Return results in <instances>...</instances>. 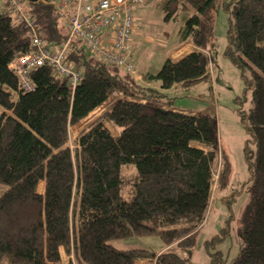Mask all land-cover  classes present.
<instances>
[{
	"label": "trees",
	"instance_id": "obj_1",
	"mask_svg": "<svg viewBox=\"0 0 264 264\" xmlns=\"http://www.w3.org/2000/svg\"><path fill=\"white\" fill-rule=\"evenodd\" d=\"M216 3L167 0L161 6L165 22L181 14L178 41L196 49L176 61L166 58L159 71L144 76L160 89L86 56L81 41L72 40L64 64L82 71L73 92L48 64L29 74L33 88L22 92L11 64L32 51L31 36L13 14L0 12V185L7 187L0 195V264H188L210 202L215 164L223 165L219 188H225L231 168L213 120L171 110L164 91L208 77ZM220 5L229 23L225 56L249 73L243 77L251 95V108L240 113L248 136L249 199L237 230L243 247L232 264H264V0ZM27 6L44 47L63 48L67 29L55 1L32 0ZM115 93L101 116L70 136L72 126ZM127 165L135 168L133 184L122 178ZM126 184L129 200L122 192ZM179 222L184 225L170 227ZM143 235L160 236L166 249L155 254L110 244ZM60 249L72 260L64 263ZM211 261L222 263L215 254Z\"/></svg>",
	"mask_w": 264,
	"mask_h": 264
},
{
	"label": "rangeland",
	"instance_id": "obj_2",
	"mask_svg": "<svg viewBox=\"0 0 264 264\" xmlns=\"http://www.w3.org/2000/svg\"><path fill=\"white\" fill-rule=\"evenodd\" d=\"M159 2L161 5L163 0H159ZM213 17V47L208 50V77L193 86L182 85L172 88L166 94L167 101L171 102V108L192 116L208 115L213 120L219 146L227 156L231 168L230 178L225 188H219V175L223 165L220 161L215 164L210 202L202 223L195 233L194 247L190 255L187 256L188 264H209L213 261H211L213 254L222 260L221 264H232L236 260L243 247L239 232H237L240 225L239 220L249 199L248 164H246L244 152L248 136L244 122L240 118L241 112L247 113L251 108V95L249 91H246L245 81V78L248 79L249 73L243 72L240 67L235 66L225 56L226 35L229 26L226 13L222 8L216 6ZM136 18L138 21L135 20L134 29L137 30L132 35L131 45L132 51L137 55V63L149 66L151 71H159L166 58L179 47L177 33L183 22L181 14L177 21L165 22L162 9L156 3H150L140 9ZM90 54L86 49V56L89 57ZM144 81L147 84L146 80ZM137 82L141 83L142 81ZM116 96L115 93V96L103 106L72 126L70 136L73 137L86 124L101 116ZM116 132L117 130H111L113 135H116ZM121 169L123 180L127 183L131 180V184H133L134 181L131 179L135 173L133 165L122 166ZM6 188V186L0 185V195ZM129 188L131 189V186L126 184L122 191L125 200H129L132 196V191ZM182 225L184 223L179 222L170 227L177 228ZM110 244L120 250L139 248L147 249L155 254L165 248L163 240L157 235L114 239ZM60 251L64 263L72 260V255H67L62 249ZM180 254L184 256V254Z\"/></svg>",
	"mask_w": 264,
	"mask_h": 264
},
{
	"label": "built area",
	"instance_id": "obj_3",
	"mask_svg": "<svg viewBox=\"0 0 264 264\" xmlns=\"http://www.w3.org/2000/svg\"><path fill=\"white\" fill-rule=\"evenodd\" d=\"M8 13L23 25L31 36L32 51L17 56L11 64L19 89L31 91L29 74L37 67L48 64L55 73L68 80V90L73 92L80 82L81 69L64 64V51L72 40L82 45L104 63L118 67L134 79L139 76L134 63L131 38L135 28V8L146 0H57L55 12L65 24L68 39L63 48L51 51L37 36L26 7L27 0H2Z\"/></svg>",
	"mask_w": 264,
	"mask_h": 264
},
{
	"label": "crops",
	"instance_id": "obj_4",
	"mask_svg": "<svg viewBox=\"0 0 264 264\" xmlns=\"http://www.w3.org/2000/svg\"><path fill=\"white\" fill-rule=\"evenodd\" d=\"M55 1V3L57 2V0H54ZM167 0H163V2H161L162 4H164L165 2H166ZM225 1H228V0H217V3H216V6L218 7V8H221L220 6V4H223ZM150 3H156L160 8H161V6H162V4L160 5V2H159V0H146L145 1V4L144 5H141V6H138V7H136L135 9V20H137V18H136V16H137V14H138V12L140 11V9L141 8H143V7H145V5L146 4H150ZM1 4H2V10L0 11V12H2V11H5L6 10V7H5V3H3V1L1 0ZM162 9V8H161ZM138 11V12H137ZM138 21V20H137ZM135 30H137V29H134V31ZM179 32V31H178ZM135 33V32H134ZM177 41H178V33H177ZM196 48L193 46V44H191L190 42H184V43H180L179 42V47L176 49V50H174L173 52H172V54L168 57V58H171L172 60H174V61H176V60H179V59H181V57H183V56H185V55H187V54H190V53H192V51L193 50H195ZM134 55H135V57H134V63H135V65H136V63H137V55L135 54V52H134ZM137 67H138V70H139V76L137 77V79H135L136 81H142L141 83L142 84H145V75L146 74H148V72H152V73H154V71H151L150 69H149V66H146V65H140V64H138L137 63ZM155 72H157V71H155ZM139 79V80H138ZM147 84H145L144 86H150V87H152V88H156V89H160L159 88V84L158 83H151V82H146ZM195 85V84H194ZM177 86H181V85H173V86H171V89L172 88H177ZM187 86V85H186ZM193 86V85H192ZM171 89H169V90H165L164 91V93H165V95L167 94V92H169ZM113 96H115V94H112V96L110 97V98H112ZM118 96V95H117ZM116 96V97H117ZM109 100V99H108ZM108 100H107V102H108ZM164 108H166V107H164ZM169 108L171 109V110H175V111H178V112H181V111H179V110H176V109H174V108H171V106H169ZM166 109H168V108H166ZM181 113H183V112H181ZM185 113V112H184ZM183 113V114H184ZM187 114V113H186ZM104 126L110 131V133H111V130H114L115 131V128L112 126V124H110L108 121H104ZM116 134H117V132H116ZM113 135V134H112ZM166 249V247L165 248H163V249H161L159 252H161V251H163V250H165ZM61 252V251H60ZM138 264H148L147 262H141V263H138Z\"/></svg>",
	"mask_w": 264,
	"mask_h": 264
},
{
	"label": "water",
	"instance_id": "obj_5",
	"mask_svg": "<svg viewBox=\"0 0 264 264\" xmlns=\"http://www.w3.org/2000/svg\"><path fill=\"white\" fill-rule=\"evenodd\" d=\"M32 0H28V2H31Z\"/></svg>",
	"mask_w": 264,
	"mask_h": 264
},
{
	"label": "bare ground",
	"instance_id": "obj_6",
	"mask_svg": "<svg viewBox=\"0 0 264 264\" xmlns=\"http://www.w3.org/2000/svg\"><path fill=\"white\" fill-rule=\"evenodd\" d=\"M67 254V253H66Z\"/></svg>",
	"mask_w": 264,
	"mask_h": 264
}]
</instances>
